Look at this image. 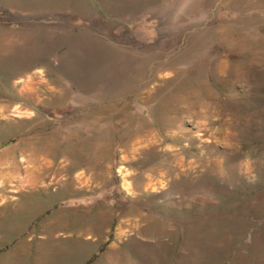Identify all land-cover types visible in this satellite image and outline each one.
<instances>
[{"label": "rangeland", "instance_id": "rangeland-1", "mask_svg": "<svg viewBox=\"0 0 264 264\" xmlns=\"http://www.w3.org/2000/svg\"><path fill=\"white\" fill-rule=\"evenodd\" d=\"M0 264H264V0H0Z\"/></svg>", "mask_w": 264, "mask_h": 264}]
</instances>
